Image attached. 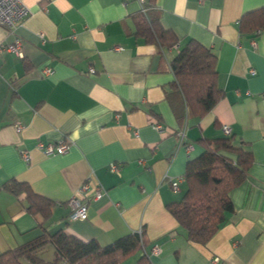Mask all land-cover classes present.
<instances>
[{
    "label": "crops",
    "instance_id": "1",
    "mask_svg": "<svg viewBox=\"0 0 264 264\" xmlns=\"http://www.w3.org/2000/svg\"><path fill=\"white\" fill-rule=\"evenodd\" d=\"M21 1L29 14L13 28L0 24V253L44 230L101 245L142 231L152 264H264V30H238L242 13L264 0H155L161 25L177 38L171 46L134 34L140 0ZM16 38L20 54L6 47ZM189 38L215 53L223 91L202 117H187L172 86L170 62ZM224 124L252 162L230 191L233 211L200 245L167 204L181 199L200 139L226 136ZM64 135L71 145L63 153L36 147ZM88 176L87 215L72 220L67 201ZM10 179L52 199L42 227L24 194L3 187ZM141 252L121 264H135ZM37 253L52 259L54 247Z\"/></svg>",
    "mask_w": 264,
    "mask_h": 264
},
{
    "label": "trees",
    "instance_id": "2",
    "mask_svg": "<svg viewBox=\"0 0 264 264\" xmlns=\"http://www.w3.org/2000/svg\"><path fill=\"white\" fill-rule=\"evenodd\" d=\"M264 30V6L242 13L238 21L240 34ZM135 35L148 43L171 46L177 41L164 28L155 9V0H142L135 20ZM174 74V92L185 103L187 117H202L222 97L218 85L216 55L205 45L189 38L170 62ZM180 116V115H179ZM178 117V118H182ZM233 135L202 138V152L186 162V189L179 201L167 204L186 238L205 245L234 207L230 191L242 183L252 162L250 151L233 142ZM3 187L23 193L26 209L42 227L53 205L52 199L34 192L28 183L10 179ZM144 233L130 232L101 245L96 239L84 240L64 229L42 231L37 237L0 253V264H121L128 256L142 250L135 264H152L145 247ZM47 243L54 247V257L43 259L38 249Z\"/></svg>",
    "mask_w": 264,
    "mask_h": 264
},
{
    "label": "built area",
    "instance_id": "3",
    "mask_svg": "<svg viewBox=\"0 0 264 264\" xmlns=\"http://www.w3.org/2000/svg\"><path fill=\"white\" fill-rule=\"evenodd\" d=\"M142 0H140L141 2ZM30 12V9L21 1V0H0V24L8 27L13 28L17 24H19ZM7 49L20 54V41L16 38L12 44L6 46ZM93 70V68H90ZM50 67H44L43 72L44 74L51 73ZM156 127H160L156 124ZM22 128V125L19 123L15 124V130L19 132ZM222 130L226 135H230L231 130L230 127L226 124L222 125ZM71 145V140L67 138L65 135L57 139L53 142H44L40 139L37 140L36 147H38L41 151L45 154H56V153H63L68 150ZM22 156L25 160L29 159V154L27 152H23ZM111 169L115 170L116 165L112 163L110 165ZM91 177L88 176L85 181L80 185L76 195L70 197L67 203L70 206L69 218L79 219L85 218L87 215V202L86 197L87 193L91 190ZM173 188H177L178 179L172 181ZM94 190V197L98 198L104 193V189L99 185H93ZM157 249L156 246L153 247L155 251Z\"/></svg>",
    "mask_w": 264,
    "mask_h": 264
},
{
    "label": "rangeland",
    "instance_id": "4",
    "mask_svg": "<svg viewBox=\"0 0 264 264\" xmlns=\"http://www.w3.org/2000/svg\"><path fill=\"white\" fill-rule=\"evenodd\" d=\"M47 251V253H48V256H52V254H53V250L51 249V246H49L48 248H47V250H45V252ZM49 257V258H50ZM129 260H131V258L129 259ZM125 264V263H124Z\"/></svg>",
    "mask_w": 264,
    "mask_h": 264
}]
</instances>
